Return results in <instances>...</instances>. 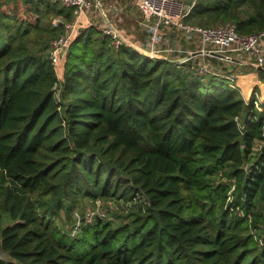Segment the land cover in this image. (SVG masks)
Masks as SVG:
<instances>
[{
	"label": "trees",
	"instance_id": "1",
	"mask_svg": "<svg viewBox=\"0 0 264 264\" xmlns=\"http://www.w3.org/2000/svg\"><path fill=\"white\" fill-rule=\"evenodd\" d=\"M74 17L0 0V264H264V101L92 24L59 74ZM185 21L258 33L264 0H197ZM108 197L132 205L65 228Z\"/></svg>",
	"mask_w": 264,
	"mask_h": 264
},
{
	"label": "built area",
	"instance_id": "2",
	"mask_svg": "<svg viewBox=\"0 0 264 264\" xmlns=\"http://www.w3.org/2000/svg\"><path fill=\"white\" fill-rule=\"evenodd\" d=\"M50 1L74 6L75 13L74 19L65 25V32L51 42L49 56L56 67L64 60L72 40L79 32L82 16L88 19L96 8L103 22L95 21L91 24L107 36L110 44L115 47L134 43L147 55L165 54L196 75L211 74L226 79L231 86H235L239 72L231 71V68L225 70L224 66L229 67L237 58H243V55L246 58L255 56L254 66L264 67V30L240 34L233 24L202 26L187 23L185 16L197 0H131L140 14L137 24L146 31L145 40H137L136 43L117 26L121 13H111L112 9L120 11L124 4L114 2L105 8L101 0ZM58 20V17H53V24H57ZM258 103L255 100V104ZM258 108L261 109L260 105ZM6 258V255L0 253V260Z\"/></svg>",
	"mask_w": 264,
	"mask_h": 264
},
{
	"label": "rangeland",
	"instance_id": "3",
	"mask_svg": "<svg viewBox=\"0 0 264 264\" xmlns=\"http://www.w3.org/2000/svg\"><path fill=\"white\" fill-rule=\"evenodd\" d=\"M104 1H105L104 2L105 8L107 5L109 7L112 3L115 2V0H104ZM123 1L126 2V0H123ZM123 1H121V2H123ZM93 9H94V7H93ZM125 10H126V7H125V9L121 8L120 11H114L113 9L111 10V13L119 12L123 16L120 18L121 22L119 24V28L123 29L125 31V33L131 37L132 42L136 43L137 40H141V41L145 40L146 31L141 26H138V24H137V19L140 16L139 12L134 11V12H132L133 16H127L125 13ZM99 14H100L99 9L96 8V9H94V13L90 14V16L92 17V19H94L96 21L98 19V17L100 16ZM23 15H26V13H24ZM116 17H118V16H116ZM99 19H101V18L99 17ZM81 20H82V24L86 23L84 16H82ZM88 21H91V20L89 19ZM53 40L54 39H52L50 41V46H51V42ZM136 50L141 54H145L140 49H136ZM49 52H50V48H49ZM161 55H165V54H161ZM167 57L172 58L170 56H167ZM252 58L255 59V56H253ZM61 67H62V65H60L58 68L59 74H62V68ZM224 68H225V70H227V68H231L230 69L231 71L236 70L237 72H239L238 78H245V81L249 82L247 85L253 86L251 93H250V97L252 96V94H255V96L257 97V100L259 101L258 104H255L257 107L261 102L264 101V100L260 101L261 99H259V97H260V94H258L259 84H258L257 80L261 81V79H260L259 74L256 70L254 71L253 68L247 67V65H238V64H233V63L230 64L229 67L224 66ZM261 82L264 84L263 81H261ZM242 95H243V93H242ZM250 97L246 98L244 96L245 99H249ZM131 205H132L131 201L125 200L123 198L117 199L115 197L114 198L108 197L105 199L101 198L96 202L95 201H85L84 202L85 208L83 209V213H81L80 210L76 209L74 211V214H73L76 222L73 225L72 224L65 225V228L66 229L69 227L72 228V230H70V233H74L76 230H78V227L80 226V223L82 222L81 220H84V222L85 221H92L94 214H97L100 217H109V218L116 221V217H115L116 213L124 212ZM87 213H89V215H87ZM90 213H91V215H90ZM7 221H8L7 219L3 220L4 223H6Z\"/></svg>",
	"mask_w": 264,
	"mask_h": 264
},
{
	"label": "crops",
	"instance_id": "4",
	"mask_svg": "<svg viewBox=\"0 0 264 264\" xmlns=\"http://www.w3.org/2000/svg\"><path fill=\"white\" fill-rule=\"evenodd\" d=\"M103 3L105 2L104 0H101ZM123 0H115V2H118L117 4H124L123 8L125 9L126 7V10H125V13L127 16H133V13L134 11H138L137 7L135 6V4L131 1V0H126V2H121ZM139 12V11H138ZM111 15V14H110ZM99 17L101 19H99ZM98 19L96 20L97 23H101L103 22V19L101 16H99ZM123 17L122 15L120 16V18ZM91 20V21H88V20ZM86 20V23H83L82 24V20L80 21L79 23V26L81 27H85V26H88V25H91L92 22H95L94 19H92V17H89L88 19H85ZM121 20V19H120ZM119 20V22H121ZM119 22H118V25L119 26ZM243 58H237V60L235 61V63L233 64H238V65H247V67H250V68H253V70L257 71L258 72V68L256 66H254L253 62H254V59L253 58H246L244 55L242 56ZM245 57V58H244ZM232 64V63H231ZM258 84H259V92L258 94H260V97L259 99H261L260 101H263L264 100V84L257 80ZM249 82L248 81H245V78H238L235 85H237L238 87H240L239 89L241 90V92L243 93V95L248 98L250 97V93H251V90H252V87L253 86H249L247 85Z\"/></svg>",
	"mask_w": 264,
	"mask_h": 264
},
{
	"label": "water",
	"instance_id": "5",
	"mask_svg": "<svg viewBox=\"0 0 264 264\" xmlns=\"http://www.w3.org/2000/svg\"><path fill=\"white\" fill-rule=\"evenodd\" d=\"M131 46H133V47L139 49V46L136 45V44H134V43H131ZM218 55L221 56V57H227V56L224 55V54H218ZM149 56H151V57H163V58H169V57H167V56H165V55H161V54H157V53L150 54ZM258 68H260V67H258Z\"/></svg>",
	"mask_w": 264,
	"mask_h": 264
}]
</instances>
